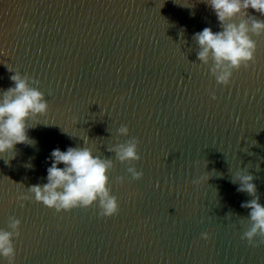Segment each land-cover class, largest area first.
Instances as JSON below:
<instances>
[{
  "label": "water",
  "instance_id": "1",
  "mask_svg": "<svg viewBox=\"0 0 264 264\" xmlns=\"http://www.w3.org/2000/svg\"><path fill=\"white\" fill-rule=\"evenodd\" d=\"M205 27L221 30L203 0H0V91L19 71L49 103L28 133L36 144L0 154V229L21 220L15 264H264V244L241 239L252 197L232 182L252 174L264 204V35L225 86L197 60ZM133 136L139 180L107 151ZM69 146L114 161L117 215L16 199L47 183L51 151Z\"/></svg>",
  "mask_w": 264,
  "mask_h": 264
},
{
  "label": "clouds",
  "instance_id": "2",
  "mask_svg": "<svg viewBox=\"0 0 264 264\" xmlns=\"http://www.w3.org/2000/svg\"><path fill=\"white\" fill-rule=\"evenodd\" d=\"M215 13L220 31L205 27L193 35L198 45L197 60L203 65H209L210 72L217 84L229 85L234 71L241 67L248 68L250 62H255L257 42L252 35H264V19H258L249 14V9L264 16V0H203ZM237 18L239 20L237 21ZM25 27L27 25L25 24ZM10 72H12L9 69ZM13 86L0 91V154L12 153V158L18 154L16 145L34 146L36 141L28 133L38 123V118L47 114L49 103L44 92L39 90V80L16 71L10 77ZM216 99L215 92H211ZM30 121H37L35 124ZM47 124V123H44ZM118 136H128L129 128L121 125L117 129ZM88 137L84 138L87 144ZM139 139L131 137L125 142L108 147L107 151L115 154L116 160L128 163L127 172L132 180H139L143 171H138L133 161H139ZM51 161L47 168V183L34 184L27 192L16 197L19 201L34 200L41 202L56 213L71 211L74 208H89L95 206L100 217H112L120 211L119 201L112 194L109 172L114 168L111 158L95 155L90 147H67L62 151L59 147L53 149L48 158ZM10 160L5 161L9 163ZM63 164V167L59 165ZM27 167H32L28 164ZM119 183L124 182L123 176H118ZM205 177L193 179V184H200ZM254 176L244 169L235 173L234 184H238L237 192L247 193L252 199L241 203V207L249 209L248 227L242 233L241 239L255 247L257 243L264 244V204L257 195V185ZM21 203V207H23ZM21 220L15 216L8 218V229H0V256L8 264H15L16 249L14 238L20 236ZM209 239V233L201 234ZM259 237V241L256 238Z\"/></svg>",
  "mask_w": 264,
  "mask_h": 264
}]
</instances>
